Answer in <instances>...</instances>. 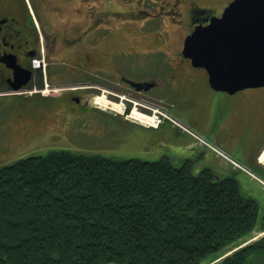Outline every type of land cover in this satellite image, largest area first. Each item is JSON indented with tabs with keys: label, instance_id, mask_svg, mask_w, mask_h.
Returning <instances> with one entry per match:
<instances>
[{
	"label": "flooded vegetation",
	"instance_id": "obj_1",
	"mask_svg": "<svg viewBox=\"0 0 264 264\" xmlns=\"http://www.w3.org/2000/svg\"><path fill=\"white\" fill-rule=\"evenodd\" d=\"M232 1L0 0V165L56 152L112 157L116 144L126 149L133 135L119 128L111 138L104 117H121L95 99L105 94L125 110L151 114L154 108L176 117L159 97L172 79L174 89L197 84L202 119L187 123L225 156L197 143L170 150L165 141H174V133L166 134L164 127H175L165 118L148 128L152 150L161 158L174 153L180 166L189 164L191 172L196 166L198 173L192 174L206 173L219 184L239 187V180H252L233 162L264 180V89H259L264 87L218 97L209 85L204 88L202 75L182 54L195 27L220 17ZM175 32L178 39L169 42ZM122 123L137 133L141 127Z\"/></svg>",
	"mask_w": 264,
	"mask_h": 264
},
{
	"label": "trees",
	"instance_id": "obj_2",
	"mask_svg": "<svg viewBox=\"0 0 264 264\" xmlns=\"http://www.w3.org/2000/svg\"><path fill=\"white\" fill-rule=\"evenodd\" d=\"M258 213L234 182L169 158H22L0 167V264H245L264 238L225 252Z\"/></svg>",
	"mask_w": 264,
	"mask_h": 264
},
{
	"label": "water",
	"instance_id": "obj_3",
	"mask_svg": "<svg viewBox=\"0 0 264 264\" xmlns=\"http://www.w3.org/2000/svg\"><path fill=\"white\" fill-rule=\"evenodd\" d=\"M182 54L206 71L215 92L264 87V0H233L220 17L195 27Z\"/></svg>",
	"mask_w": 264,
	"mask_h": 264
},
{
	"label": "rangeland",
	"instance_id": "obj_4",
	"mask_svg": "<svg viewBox=\"0 0 264 264\" xmlns=\"http://www.w3.org/2000/svg\"><path fill=\"white\" fill-rule=\"evenodd\" d=\"M178 35H179L178 32H175L174 35H172L170 33L168 36L169 42H174V40H177ZM193 71H196V74L198 76H201V73L205 72L203 68H196V69L194 68ZM171 86H172V79H169V82L167 84L163 85L162 90H161L162 96H159L162 98L164 97L162 101L172 107V109L177 113L178 118L180 119V121L183 124L188 125L187 122H190V120H192V119H195V120L198 119L201 121V119H202V107L200 105V100H199L197 94H195L197 84L196 85H190L187 87V89L186 88L183 89L182 87H180V89H174ZM259 89H264V88H259ZM259 89H250V90L245 89L244 91H254V90H259ZM210 91H212V90H210ZM215 93H219V92H215ZM220 95L221 96H218V97L227 96L226 94H220ZM103 96L97 98L96 101H99V102L104 101L106 103V105L108 103H111L110 106L112 108H117L118 110L120 109L118 107H114L115 105L118 104L117 102H115L113 100L107 101L104 99ZM159 97H154V98H156V100H160V99H158ZM112 104H114V105H112ZM132 111H134V110H132ZM135 111H137V110H135ZM139 114L141 115V118H142L140 122L145 123L146 120H148V122L151 123L150 119H152V118L147 119V118L142 116V113H139ZM127 118L131 119L130 117H127ZM121 119H122V121H126V120H123V118H120V119L115 118L113 120L109 116H105L104 120H103V123H104L105 127L108 129V133L110 134L111 138H113V139L117 138L119 128L121 130L125 129L128 133V137H131V134L133 135V141L131 144L129 143V140L127 141V145H125V146H127L126 149H124L123 143L121 144L120 142H118L116 144L118 148L113 150V152L111 154L112 157L119 159V160L138 159V160H144V161H154V160L160 159L161 158L160 151L155 152L152 150L155 147V145L152 143L153 139H154V137H152V134H149V131L148 132L144 131L143 134L138 132L139 133L138 134L135 130L130 128L128 125L123 124ZM127 127L130 129V131ZM85 141H86L85 138H81L79 140L80 143L81 142L83 143ZM27 153H24V154H27ZM169 155H170L169 159H170L171 163L174 166H180L181 163H180V161L176 160L174 153H169ZM22 156L25 157L26 155H22ZM9 164H12V163H5V164H2L0 166L9 165ZM238 165L244 170V168L240 164H238ZM198 170L199 169H197V167L195 166V167H193L192 172L194 174H197ZM252 175H254V174H252ZM254 176L257 178L256 175H254ZM251 179H252L251 181H246L245 179L239 180V182H238L239 187L238 188L242 194H245L249 198L255 200L257 202L258 206L261 205V206H259V213L257 216L255 230L251 234L246 236L245 238H242L241 240H239L233 247L230 246L227 249V251L225 252V255L231 254L232 252H234L235 250H237L240 247L247 246L251 243H254V242L264 238V230L260 229L262 219H263V214H264V212L262 211V209L264 208V199L262 198V194H264V192H263V190L260 189L261 184H259L257 182V180L255 181L254 178H251ZM259 179L261 181H263L261 178H259ZM221 258H222V256L219 259H221ZM219 259H217V260H219ZM245 264H264V252L263 251H257V252L252 251L251 254L248 255L247 262Z\"/></svg>",
	"mask_w": 264,
	"mask_h": 264
},
{
	"label": "crops",
	"instance_id": "obj_5",
	"mask_svg": "<svg viewBox=\"0 0 264 264\" xmlns=\"http://www.w3.org/2000/svg\"><path fill=\"white\" fill-rule=\"evenodd\" d=\"M201 75H202V78H203V82L202 83H204L203 86H204L205 89L208 90L209 87H208V84H207V81H206V73L202 72ZM174 115L178 118L176 113H174ZM161 127H162V125L160 126V128ZM140 128H137V130L139 132L146 131V130L151 131V129H148V128H144V127H142L141 129ZM164 131L166 132V134H171L172 135L174 133V135H173L174 138H175L174 141H168V140L165 141V144H167L170 147V150H173V149L177 150L181 146H185L186 149H189L193 145L192 138L189 137L188 135L182 134L176 128H172L170 126H166V127H164ZM150 134H151V132H150ZM158 142H159V146L161 147V145L164 142V140H163L161 135H160V138H159ZM260 189L263 190L262 188H260ZM263 192H264V190H263ZM262 196H264V194H262Z\"/></svg>",
	"mask_w": 264,
	"mask_h": 264
},
{
	"label": "built area",
	"instance_id": "obj_6",
	"mask_svg": "<svg viewBox=\"0 0 264 264\" xmlns=\"http://www.w3.org/2000/svg\"><path fill=\"white\" fill-rule=\"evenodd\" d=\"M115 107L120 108V110H117L116 108H114L117 111L122 112L124 109V105L122 103H118L117 105H115ZM151 110V114H144L143 116L147 119L152 118L153 121L152 123H149L148 120H146L145 124L146 125H150V126H156L158 123H160L162 118H168L172 123L178 125L179 127H181L183 130L187 131L183 126H181L177 121L173 120L166 111L162 112V111H158L157 109L154 108H150ZM188 133H190L192 136H194L195 138H197L200 142H203V140L197 136H195L192 132L187 131ZM217 153L221 154L217 149H214Z\"/></svg>",
	"mask_w": 264,
	"mask_h": 264
},
{
	"label": "bare ground",
	"instance_id": "obj_7",
	"mask_svg": "<svg viewBox=\"0 0 264 264\" xmlns=\"http://www.w3.org/2000/svg\"><path fill=\"white\" fill-rule=\"evenodd\" d=\"M117 109V108H116ZM118 110V109H117ZM120 110V109H119ZM143 116V115H142ZM125 117H134L136 120L141 121V115L137 111H132L129 115H125ZM144 117V116H143ZM153 119H150V122L152 123ZM262 158L264 159V154L262 155Z\"/></svg>",
	"mask_w": 264,
	"mask_h": 264
}]
</instances>
